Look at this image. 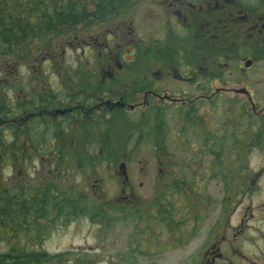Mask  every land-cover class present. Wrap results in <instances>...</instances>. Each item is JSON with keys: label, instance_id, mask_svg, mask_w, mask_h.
I'll use <instances>...</instances> for the list:
<instances>
[{"label": "rangeland", "instance_id": "1", "mask_svg": "<svg viewBox=\"0 0 264 264\" xmlns=\"http://www.w3.org/2000/svg\"><path fill=\"white\" fill-rule=\"evenodd\" d=\"M163 1L166 5L171 2V0H143L130 11L127 17L123 18L124 20L121 23L125 26V44L117 45L118 39L115 42L111 40L114 20L113 25L110 23V25L100 26V28L78 30L74 35L72 33L68 37L72 46L68 45L70 50H65V53H62L63 50H61V53L56 52L54 58H52V64L51 61L50 64L55 66L56 73L61 74L67 68L65 64L76 66L74 63H79L78 60L80 59L78 57H82V62L85 63L83 67L80 66L82 70L85 72L96 70L95 74L99 76L111 77L108 80L101 79L105 82L104 85L110 88L111 92H132L134 87L123 90L124 86L131 87V73L116 71L118 69L113 67L114 63L107 58L109 56L107 53L115 51V64H122L123 61L129 62L132 59L134 45L140 44L141 47L147 48L148 38L159 37L157 29L161 23V16L158 6H163ZM115 36L117 38L122 37L117 32ZM42 57L45 58L46 55ZM58 62L64 67H56ZM43 63L40 62L36 65H42L38 68H43L44 71L41 70V73L37 70V67H33V74L42 77L45 73L48 78L50 77V80L54 79L53 71L50 72L53 67L46 66L47 63L44 67ZM106 64L110 65L106 67ZM8 69V67H3L4 71ZM235 69L229 67L227 71L222 73L221 71L214 72L216 80L210 83L209 91L206 79L203 77L199 81L198 86L200 88L195 89V93H192L187 85L179 86L173 81L174 78H170L172 76H166V71L160 76L158 75L159 80H162V82H160L161 84L158 82L156 87L161 90L159 92L161 97L169 93L170 95L173 94L174 98H179L183 92L184 95L190 94V97H185L186 99L195 98L197 95L209 96L212 92H215L214 89L220 88L226 90L232 87L235 89L243 88L247 91L249 88L254 89L257 79L256 70L252 68L239 74ZM171 74L174 75V72H171ZM148 76L153 77L151 74H148ZM165 76L172 83L165 82L166 79L163 80ZM218 76H220V79ZM6 82L4 80L5 84ZM40 84L43 83L40 82ZM227 95L221 93L220 98H217V103H221L217 106L216 112L212 114L213 116H208L209 110L205 100L200 99L198 102H191L195 108H198L197 115L202 117L201 124H197L200 128L198 133L201 136L189 131L187 142H184L185 139L181 140V134L176 132L178 127L173 123V117L176 118L175 107L167 109V113L162 117H157L155 110L158 108L157 103L160 101L151 99L152 103L145 106L144 92L134 94L133 100H124L126 106L118 100L119 97L113 99L112 97H101V100L96 99L88 102L85 108L87 110L84 109L86 112L83 113V116H87L89 114L88 110H93L95 105H103L105 106L104 109L95 110L97 112H94V114L100 116L106 110V116L111 121L101 124L100 130L102 132L99 131L100 134H97L91 140L94 141L91 145L95 148L102 146L105 149L100 154L103 156V160L97 163L99 165L94 169L80 168L77 171L75 181L70 182L73 186L71 193L73 198L81 193L95 199L98 204H110L103 206L102 209L103 212L109 214L108 220L111 222L107 226L108 228L103 227L101 229L96 225H92L90 221L78 217L66 225L54 226L56 228L46 235L47 239L44 241L43 248L46 252L51 255L63 254L62 256H66L67 259L62 260L64 261L63 264H189L188 256L197 250L201 242L195 239L191 241L184 240L183 232L192 237V232L189 230L192 225L223 223V209L227 205H230L231 210L234 211L231 223H237L240 217L241 194L243 191L241 190L242 177L244 176L243 172H245L243 166L245 152L242 150L241 137L244 124L246 121H251V119L242 117L239 110L240 99L231 98L234 95L233 93ZM224 96H226L225 98L231 96L228 99L231 101L228 104L232 108L231 114H225L223 111L227 104L223 101ZM114 104L117 108L111 107ZM74 107L75 105H70L68 108L73 109ZM22 115V110H20L16 120ZM5 120V124L12 122V119ZM165 128L169 129V134L165 132ZM80 129L73 125L69 132L72 135L71 137L76 136L75 140L77 141H82L83 135H81ZM213 131H215V140L213 143L210 142V145L212 143L211 147L213 144L214 147L210 151H206V147L202 148L201 145L204 146V142L207 144L206 141L208 140L204 141V138L207 137V132L212 133ZM20 140L24 143L22 139ZM63 143L65 144L64 141ZM184 143H194L201 149L184 152L187 147ZM22 145L24 148V144ZM182 145L184 147H181ZM66 147L75 148L77 150L75 158L79 155V159H82L80 163L84 165L85 158L82 155L84 144L80 142L76 146L69 145ZM184 160H191L192 163H186L189 164L186 167V164L180 162ZM213 160H215V165L211 166H203L199 163H211ZM262 160L263 158L258 156L257 153L251 152L245 162L247 167L249 166L246 172L253 178V180L251 179L253 183H250L251 189L246 202L251 201L254 208L257 203L264 202V178L259 181V186L261 185L263 188L258 189V191L254 189L256 188L254 177L258 173L256 171ZM40 161L30 158L28 165L24 168L22 160L11 167L5 160V163L0 164L1 185L6 189H10L17 178L26 186L43 185L45 183L43 179L46 177L47 171L42 165H44L46 159H40ZM166 162L169 163L166 164ZM121 166L122 169H120ZM83 167L87 168L86 166ZM124 174L127 175L136 192L133 205L143 211L142 213L138 212L143 215L151 212L149 211V205L153 201V191L157 190L155 187H162L161 182L164 181L170 183L165 186L164 190L160 189L157 195L159 197V208H161L159 213L162 211L166 214L164 222H157L161 226L160 228L153 222H149L148 225L131 222L127 216V210L122 209L119 211V209L125 208L121 207L120 203H116L117 199L122 198L118 196V183L120 182L118 179H123ZM165 175H168V179ZM69 187L71 186H62V188ZM177 187L178 189H176ZM170 201L173 203L172 209L169 206ZM112 209H115V212L111 211ZM169 210L170 213L168 214ZM43 217H47V215L42 214L40 219ZM115 218L118 220H115ZM42 222L45 221L42 220ZM98 231L99 234L93 236ZM1 235L0 253L5 250L6 246L1 242L3 233ZM200 235H202V231ZM96 255L100 259H95ZM77 259L80 263L76 262Z\"/></svg>", "mask_w": 264, "mask_h": 264}, {"label": "trees", "instance_id": "2", "mask_svg": "<svg viewBox=\"0 0 264 264\" xmlns=\"http://www.w3.org/2000/svg\"><path fill=\"white\" fill-rule=\"evenodd\" d=\"M142 1H0V164L5 163L6 160L11 167L22 160L23 167L26 168L30 158L39 162H41L40 159H46L42 166L47 171L43 185L26 186L17 178L13 187L6 189L0 181V238L7 216L13 214L14 217L19 207L24 209L23 224L25 226L34 224L35 217L41 218L42 214L53 215V224L59 226L67 223L71 218L82 215H88L90 218L99 217V214L91 213L90 208L110 205L98 204L95 199L81 193L73 198L71 193L73 186L70 182L75 181L77 171L80 168L94 169L99 165L97 163L103 160L100 154L105 149L102 146L95 148L91 145L94 143L91 140L100 134L99 131L102 132L101 124L111 121L106 116V110L100 116H95L97 105L93 107V110H88L87 116H83V112L78 107L82 106L84 109L88 102L101 100V97L133 100L134 94L149 89L159 91V88L153 85L155 82L151 83V81L155 79L157 72L162 73L163 67L141 66L150 62L160 64L167 53L156 44L147 48L141 47L140 44L134 45L131 61H123L131 67L120 70L132 75L131 87L123 88L128 90L127 88L134 87L130 93L111 92L110 88L104 85L102 78L95 74L96 70L86 72L82 70L81 67L85 64L82 62V57H78L80 60H78L79 63H74L76 66L65 64L67 68L61 74L56 73L55 66L51 64L56 52L61 53L63 50L62 53H65V50H70L68 48L71 42L68 37L72 33L74 35L78 30L100 28L110 23L113 25L114 20L115 28L122 26L123 18L127 17L130 11ZM123 27L119 31H123L121 30ZM153 42L156 43L157 40ZM44 55H46L45 58L42 57ZM61 58L58 59L61 60ZM42 59H45L44 63ZM40 62L44 64V67H53L50 72L53 71L54 79L50 80L45 73L42 77L33 74V67H37V70L42 73L43 68H38L42 65H36ZM58 66L64 67L60 65V62L56 63V67ZM3 67L9 69L4 71ZM148 74H151L154 79ZM4 80L7 81L6 84ZM70 105L75 107L69 109ZM20 110L23 115L16 120ZM155 111L157 117L165 115L160 107ZM5 119H12V122L5 124ZM73 125L81 128L82 141L75 140L76 136L71 137L69 132ZM80 142L84 144L82 152L85 158L84 165L80 163L82 159H79V155L75 158L77 150L66 147L76 146ZM63 185L71 187L62 188ZM84 191L86 192L85 189ZM21 199H23L22 204L19 203ZM169 206L172 209L171 201ZM49 208H53L54 212H47ZM43 210H45L44 213H42ZM100 215L104 217V225L108 226L111 222L108 220L109 214L102 212ZM46 223L51 222L46 221ZM17 248L23 252H17L16 259H9L8 255L0 254V264H63V261L58 260L63 254L49 255L45 252L35 254L26 245Z\"/></svg>", "mask_w": 264, "mask_h": 264}, {"label": "flooded vegetation", "instance_id": "3", "mask_svg": "<svg viewBox=\"0 0 264 264\" xmlns=\"http://www.w3.org/2000/svg\"><path fill=\"white\" fill-rule=\"evenodd\" d=\"M162 5L161 7L158 6L161 16V23L157 29L159 37L148 38L147 45L153 47L156 44L167 55L160 64L149 63L141 66L163 67L162 73L157 72L159 74L156 73L157 76L155 79L153 77L154 80L151 81V83L155 82L154 86L158 82H162V80H159L158 75L160 76L165 71L166 76H172L170 78H174L173 81L177 85H187L192 93H195V89L200 88L198 85L201 77L206 79L208 89L210 83L216 80L214 72L221 71L222 73L227 71L229 67L232 69L236 68L235 70L239 74L254 68L257 77L255 88H249L248 91L244 89L245 92L243 93L238 92L243 88L235 89L232 87L227 90L220 88L214 89L215 92H212L209 96L197 95L195 98L186 99V96L190 97V94L184 95L183 92L179 98H174V95H170L169 93L161 97L159 96L160 89L159 91L149 89L144 92L145 106L152 103L151 99H157L161 102L157 103V107L162 108L165 113L167 109L175 107L176 118L174 119L173 117V123L178 127L176 132L181 134L180 139H185L184 142H187L189 131L197 136H201L198 133V129L200 130V128L197 124H201L202 117L197 115L198 108H195L193 104L196 101H200V99L207 102L208 116H213L212 114L216 112L217 106L221 103H217V98H220L221 93H224L226 96H228V93H233L234 95L233 97L230 96L231 98L240 99L239 110L242 117L251 119V121H246L244 124L243 135L241 137L242 150L245 152L243 160L245 172H243L244 176L242 177L241 190L243 191L241 194L239 220L237 223H231L234 211L231 210L230 205H227L223 209V223L192 225L189 229L192 232V237L188 233L183 232L184 240L191 241L195 239L201 242L197 250L188 256L189 264H264V202L257 203L255 208L252 207L251 201L246 202L251 189L250 183H253L251 179L253 180V178L246 172L249 166L247 167L245 164L248 154L251 152H255L263 158L256 171L258 173L254 177L256 185L254 189L258 191V189L263 188V186H259V181L264 178V0H171L169 5H166L164 1ZM121 27L123 25L115 28L114 24L111 30V40L115 42L118 39L117 45L125 44V32H123L125 28L123 27L121 29L123 31H119ZM116 32L122 35V37L117 38L115 36ZM153 40H157L158 43L153 42ZM107 55H109L107 58L114 63L113 67L118 69L116 71L124 67H131L124 63L115 64V51H109ZM107 65L110 64H106V67ZM171 72H174V75ZM166 76L163 80L166 79L165 82L172 83L168 81L169 78ZM100 77L105 78L103 76ZM108 78L110 79L111 77L108 76ZM218 78L220 79V76ZM226 96L223 98L224 103H227L223 111L225 114H231V105L228 106L231 102L228 100L230 97L225 98ZM118 100L125 104L124 99L119 98ZM104 107L103 105H99L96 109L99 111L104 109ZM111 107L117 108L115 104ZM78 108L83 113L87 110L85 108L84 110L82 106ZM165 132L169 134V129L165 128ZM207 133L206 139L204 138V141L208 140L206 141L207 144L204 142V146L201 145V147H206V151H210L214 147V144L212 147L211 145L215 140V131ZM210 142H212L211 145ZM184 144L187 146L184 152L201 149L194 143ZM181 147H184V145ZM180 162L184 164L192 163L191 160ZM199 163L203 166H211L215 165V160L211 161V163ZM189 164H186V167ZM117 177L119 178V176ZM165 177L168 179V175H165ZM122 178L118 179L120 181L118 183V196L122 198L117 199L116 203H120L121 207L125 208H121L119 211L122 209L127 210V216L131 222L147 225L149 222H153L160 228L161 226L157 222H164L166 214L162 211L159 213V209L161 208H159V197L157 195L160 189L164 190L165 186H168L170 183L164 181L161 182L162 187H155L157 190L153 191V201L149 205V211L151 212L150 214L146 213L143 215L138 213L139 211L141 213L143 211L135 208L133 205V200L136 198L134 186L126 174ZM171 182L174 184L173 181ZM22 200L19 203L22 204ZM90 211L95 215L99 214V217L90 218L88 215L78 217L90 221L92 225H96L98 228H108L103 223L104 217L100 215L104 211L102 207L90 208ZM111 211L115 212V209ZM23 212L24 209L19 207L14 217L13 214L7 216L5 220L6 225L3 229V240L1 241L6 246L5 250L0 254L8 255L9 259H16V253L23 252L17 250V247H23V245L31 248L35 254L42 252L49 254L43 246L44 241L47 239L46 235L56 228H54L55 224H53V215L43 217L42 219L36 216L34 224L25 226L23 224ZM47 212L53 213V208H49ZM75 218H71L68 222L73 221ZM42 220L45 222H42ZM115 220L118 219L115 218ZM46 221L51 223H46ZM67 223L59 226L66 225ZM201 231L202 235H200ZM98 234L99 231L95 232L93 236H97ZM66 259V256H61L58 260L62 261ZM95 259L98 260L100 257L96 255ZM76 262H79V259Z\"/></svg>", "mask_w": 264, "mask_h": 264}, {"label": "water", "instance_id": "4", "mask_svg": "<svg viewBox=\"0 0 264 264\" xmlns=\"http://www.w3.org/2000/svg\"><path fill=\"white\" fill-rule=\"evenodd\" d=\"M238 92H239V93H243V92H245V90L242 89V90H239ZM120 169H122V166L120 167Z\"/></svg>", "mask_w": 264, "mask_h": 264}]
</instances>
